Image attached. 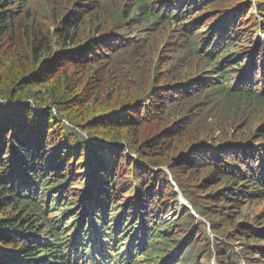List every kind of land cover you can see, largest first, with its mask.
I'll return each instance as SVG.
<instances>
[{
  "label": "trees",
  "instance_id": "16d2710c",
  "mask_svg": "<svg viewBox=\"0 0 264 264\" xmlns=\"http://www.w3.org/2000/svg\"><path fill=\"white\" fill-rule=\"evenodd\" d=\"M180 110L264 115V0H0V264H264V119Z\"/></svg>",
  "mask_w": 264,
  "mask_h": 264
},
{
  "label": "rangeland",
  "instance_id": "374dc122",
  "mask_svg": "<svg viewBox=\"0 0 264 264\" xmlns=\"http://www.w3.org/2000/svg\"><path fill=\"white\" fill-rule=\"evenodd\" d=\"M69 1V0H68ZM258 35L260 37H262V35H260V32H258ZM180 48H177L175 49L173 52H171L169 55L172 56L174 55L175 53H179L180 52ZM188 62H190V60H187ZM158 62H159V56L157 55L155 57V63L156 65H158ZM192 63V62H190ZM7 104L9 103V101H6ZM180 116H186L187 119H184V124L186 126H184L183 128L186 129V128H190L189 131H184V133L188 136H190L189 139H196V140H200L201 143H204L206 142L207 144H210V143H219V137L221 135H229L228 139L226 140L227 143H231L233 142V140L235 139V136H239L240 134H245V131L246 130H250V129H257L261 123H263V119H264V115L263 114H260V116L258 118H255V117H249L247 118L242 124L241 126L238 128V130L240 128H242L243 130V133H238V130L237 132L235 133L234 129L236 130V126H230L228 128H224L223 130H220L216 127H214V125L212 124V122H210V120H206L204 118H202L197 112H194V110H192V112H186L185 110H180L178 111L177 113H172V119L173 120H177ZM210 129V131H209ZM208 133H210V137H207ZM235 133V134H234ZM86 135V134H85ZM193 135H196V136H193ZM88 138L89 136L86 135ZM217 139V140H214V139ZM163 169L165 171H167L168 173H170L169 171V168L167 166H163ZM86 173V170H83L82 172V175L79 176V177H72V184H74V182H82V181H86L88 182V178H86V176H84V174ZM200 175V174H198ZM68 179H70V177H68ZM118 180H122V178L120 179L119 177L117 178ZM81 180V181H79ZM84 184V182L80 185L82 186ZM88 185V184H87ZM196 185H197V182L196 183H191V186H190V189L192 190H196V191H201L200 189L196 188ZM76 188L77 191H73V188ZM129 187V186H128ZM87 186L86 187H76V185H72L71 186V189H69L67 192H66V196L67 195H73V196H77V200H79L80 197H82L83 195L85 196V200L84 202L87 203V201L89 200V196L87 194H85V190H87ZM128 189V188H127ZM127 189L125 192H127ZM177 191V194H178V206L176 207V211L174 212L173 215L177 214L180 212V209L181 207L183 206H189V203L187 201V199L183 196L182 192L179 191V189H175ZM80 191V192H78ZM203 191L205 192L206 190L203 189ZM160 194H163V197H165V193H158L156 195V197H159ZM118 199H121L123 200V197H119ZM77 203V202H76ZM83 206V205H82ZM169 211H171V208H169V205H167ZM264 208V204H259V205H256V209H252V212L254 214H257L259 212H261ZM167 208L164 209V211H166ZM46 210V209H45ZM81 210V207H78V210L77 211H80ZM114 210H117V208L115 207ZM130 212V210H128ZM49 216H51L52 218L56 216V211L53 209V210H50L48 212ZM171 217V216H170ZM169 217V218H170ZM129 219V216L128 218ZM200 219V218H199ZM136 219H133L131 220V224H133L135 222ZM65 222H69V217L66 218ZM241 222H244V219L240 220V223ZM199 226V225H198ZM68 232H72V227H68ZM207 232H209V229L207 230ZM214 234H210V237L208 239V241L210 242V248L212 249V251H214L215 249V245H214ZM238 244V242H237ZM161 264V263H160Z\"/></svg>",
  "mask_w": 264,
  "mask_h": 264
}]
</instances>
